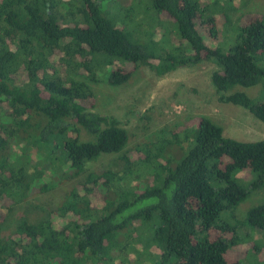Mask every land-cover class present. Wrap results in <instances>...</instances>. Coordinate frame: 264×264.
<instances>
[{
  "label": "trees",
  "instance_id": "16d2710c",
  "mask_svg": "<svg viewBox=\"0 0 264 264\" xmlns=\"http://www.w3.org/2000/svg\"><path fill=\"white\" fill-rule=\"evenodd\" d=\"M108 4L0 0V264H135L124 254L141 247L158 251L154 264H245L230 246L243 241L242 226L264 234V201L235 213L264 186V139L228 137L199 115L126 150L127 130L94 111L90 83L119 86L140 66L164 75L213 61L220 99L264 122V101L229 92L264 85V13L235 22L229 7L212 15L198 0H132L121 15ZM134 11L166 25V42L131 28ZM219 16L228 36L210 44ZM100 155L112 158L95 168ZM241 170L257 174L250 189L236 179ZM74 178L48 216L3 234L15 192L26 198Z\"/></svg>",
  "mask_w": 264,
  "mask_h": 264
},
{
  "label": "rangeland",
  "instance_id": "374dc122",
  "mask_svg": "<svg viewBox=\"0 0 264 264\" xmlns=\"http://www.w3.org/2000/svg\"><path fill=\"white\" fill-rule=\"evenodd\" d=\"M121 4H112L109 0L108 7L112 12L125 13L132 0H118ZM202 6H209L208 14L221 15L228 7V13L233 21L239 20L240 16L247 11L263 12L264 0H198ZM108 3V2H107ZM226 4V5H225ZM118 6V9H115ZM124 9L121 11V8ZM120 8V11H119ZM133 14H136L134 11ZM143 15L136 14L133 17L131 28L148 30L152 38L166 42L169 37L166 25L152 23L143 20ZM169 24V22H167ZM166 23V24H167ZM218 39L207 40L210 44L222 42L228 36L224 21L219 16ZM168 35V36H167ZM172 43L179 42L178 36L171 31ZM144 40H140L141 43ZM152 49L151 44H145ZM217 66L213 61H202L196 65L178 67L164 75H158L148 66H140L130 79L119 86H111L101 78L96 83L89 82L96 93L97 104L94 111L115 116L121 126L129 135L126 150L133 148L142 141L155 139L154 136L161 130L184 123L192 116L203 115L210 118L223 128L224 135L237 140L251 141L264 139V122L255 118L246 108L220 99L213 87L210 75ZM244 91L255 101H264V85L250 87L235 86L229 90ZM100 155L93 167L101 168L111 156ZM103 157V158H102ZM47 166V165H45ZM236 179L240 184L250 189L251 183L257 174L251 170H241L236 173ZM48 180L49 175L44 179ZM76 179H71L62 184L51 186L46 191L30 194L26 198L19 197L14 193V203L11 205L3 234L11 232L16 222L20 219L37 221L48 216L55 202L64 196L69 185ZM264 201V186L257 190H250L247 198L236 208L235 216L243 218L246 211ZM148 228L156 226L153 221L146 222ZM243 241L235 246H230V253L236 255L242 253L245 264H264V234L257 228L242 226L239 228ZM139 256L125 252L124 257L135 259V264H154L158 258V251L152 252L140 249Z\"/></svg>",
  "mask_w": 264,
  "mask_h": 264
}]
</instances>
